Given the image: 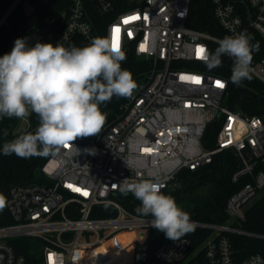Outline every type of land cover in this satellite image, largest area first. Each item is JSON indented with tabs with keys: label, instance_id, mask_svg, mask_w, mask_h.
<instances>
[{
	"label": "built area",
	"instance_id": "built-area-1",
	"mask_svg": "<svg viewBox=\"0 0 264 264\" xmlns=\"http://www.w3.org/2000/svg\"><path fill=\"white\" fill-rule=\"evenodd\" d=\"M192 1L55 0V11L44 22L43 43L84 47L95 38L112 37L118 27L119 48L127 59L133 51L137 59L149 61L151 69L126 98L114 123L95 138H77L50 155L39 171L41 183L10 188L7 207L13 223L0 226V264H86L78 252L108 243L116 254L129 257L128 264H136L137 244L157 229L151 226V216L124 207L119 184L155 174L164 191L181 170L207 166L227 150L235 151L242 164L233 182L248 179L227 200L228 221L193 220L191 238L163 243L148 264H264L261 254L240 260L230 238L264 239L241 227L247 210L264 192V118L244 116L227 106L226 78L188 69L185 63L202 62L196 58L198 47L210 50L209 42L221 39L187 26ZM31 2L0 0V29ZM211 2L227 36L248 32L243 13L250 10V28L264 39V0ZM250 67L251 75L264 84V57ZM212 123L221 128L214 147L208 148L203 138ZM104 209L114 214L95 216ZM127 234L134 236L129 240ZM19 239L33 241L29 260L16 249Z\"/></svg>",
	"mask_w": 264,
	"mask_h": 264
},
{
	"label": "clouds",
	"instance_id": "clouds-1",
	"mask_svg": "<svg viewBox=\"0 0 264 264\" xmlns=\"http://www.w3.org/2000/svg\"><path fill=\"white\" fill-rule=\"evenodd\" d=\"M212 51L205 46L196 57L211 71L222 65V57L232 58L231 83L242 86L251 80L253 52L246 32L225 36ZM123 51L113 48L112 37H98L84 47L66 46L60 41L30 46L28 38H18L9 53L0 56V120L24 118L35 113L39 124L34 133H26L5 142L3 155L19 158L54 155L77 138L96 136L106 120L100 104L113 96L130 98L138 87L130 71L122 69ZM4 135H7L5 130ZM92 152V150H87ZM94 154V152H92ZM158 175L149 179L119 184L121 194L131 193L140 205L136 212L151 216V226L167 239L178 241L194 231L196 222L165 194ZM6 202L0 196V210Z\"/></svg>",
	"mask_w": 264,
	"mask_h": 264
},
{
	"label": "trees",
	"instance_id": "trees-1",
	"mask_svg": "<svg viewBox=\"0 0 264 264\" xmlns=\"http://www.w3.org/2000/svg\"><path fill=\"white\" fill-rule=\"evenodd\" d=\"M35 7H45L51 15L55 11L56 3L55 0H48L47 3H42V0H33L28 8L21 7L15 11L0 29V56L9 53L18 38H28L29 44L32 39L35 40V43L37 41L43 43L41 39L45 30V20H41L42 18H38L36 13L33 12ZM243 18L245 26L248 28L247 34L251 37V43L258 45L259 50L253 52L252 60V62H257L264 57V39L257 31L250 28L254 13L246 10L243 13ZM187 26L221 39L227 36L214 16L211 0L192 1ZM102 31V28H100V32ZM209 47L210 50L214 51L218 47V43L209 42ZM185 64L188 65V69L202 70L226 78L229 84L227 106L244 116L264 118V84L251 75L252 79L243 81L242 86L233 85L230 80L233 65L232 58L223 56L222 65L211 71L206 68L203 62ZM121 67L130 71L133 79L136 83H139L150 71L151 63L137 59L131 51L129 58L121 62ZM125 101L126 98L113 96L110 101L100 104L101 111L106 114L103 127L115 122ZM19 120L20 118L0 120V147L5 142L19 136V134L14 133L16 128L19 127ZM29 121L30 126L24 134L34 133L38 127L39 118L35 113L29 116ZM220 128V123L215 125L212 123L208 126L203 138V144L206 147H214ZM5 130L7 135H4ZM96 136L84 138H95ZM49 156L19 158L14 154L6 156L0 153V196H3L6 202L3 210H0V226L13 223L7 207L10 188L16 184L41 183L42 178L39 171ZM241 166V161L236 152L227 150L217 155L213 162L207 166L196 170H181L163 192L174 197L178 206L188 212L192 220L223 224L228 221L224 211L227 200L248 182V179H242L237 183L232 180L233 174ZM120 202L127 210L138 214L136 208L140 205V202L131 193ZM112 214L114 213H110V210L104 209L96 213L95 216L106 217ZM241 227L251 233L264 235V193L249 207L246 212V221L242 223ZM192 233H188L182 238H191ZM133 236V234L125 235L129 240ZM230 238L240 260L253 254H261L264 257V239L239 235H233ZM169 241L172 240L167 239L163 232L152 230L147 240L136 246V264H148L149 258L159 246ZM31 243L33 241L30 239L16 241L17 251L27 256L28 260ZM77 255H83L86 264H128L130 262L129 257L116 254L109 243L92 251L78 252Z\"/></svg>",
	"mask_w": 264,
	"mask_h": 264
},
{
	"label": "snow or ice",
	"instance_id": "snow-or-ice-1",
	"mask_svg": "<svg viewBox=\"0 0 264 264\" xmlns=\"http://www.w3.org/2000/svg\"><path fill=\"white\" fill-rule=\"evenodd\" d=\"M136 17H133V18H130V19H135ZM128 21L126 20L125 23H127ZM119 32H120V29L118 27H115L113 29V34H112V38H113V48L118 50L119 49ZM204 52V49L202 47H198L196 49V55L197 57H200L202 56ZM183 79H186V80H191L193 83H200V78L199 77H188V76H185V77H182ZM216 85L220 88H223L224 87V84L220 81H217L216 82Z\"/></svg>",
	"mask_w": 264,
	"mask_h": 264
},
{
	"label": "rangeland",
	"instance_id": "rangeland-1",
	"mask_svg": "<svg viewBox=\"0 0 264 264\" xmlns=\"http://www.w3.org/2000/svg\"><path fill=\"white\" fill-rule=\"evenodd\" d=\"M33 12L36 13V15H37L38 18L41 17L42 18L41 20H46L47 17L50 16L48 9L45 8V7H35L33 9ZM29 116L24 117V118H20L19 123H18V126L19 127L16 128V130L14 132L15 134H20V133H23V132L26 131V129L28 128ZM261 195L257 199H259L261 197Z\"/></svg>",
	"mask_w": 264,
	"mask_h": 264
},
{
	"label": "water",
	"instance_id": "water-1",
	"mask_svg": "<svg viewBox=\"0 0 264 264\" xmlns=\"http://www.w3.org/2000/svg\"><path fill=\"white\" fill-rule=\"evenodd\" d=\"M235 1H241V0H235ZM127 56H128V55L126 54V55H125V59H124L123 61H125V60L127 59ZM123 61H122V62H123ZM213 124L215 125L216 123H213ZM125 197H126V196L123 195V194H122V195H118V198H119L120 200H124Z\"/></svg>",
	"mask_w": 264,
	"mask_h": 264
}]
</instances>
